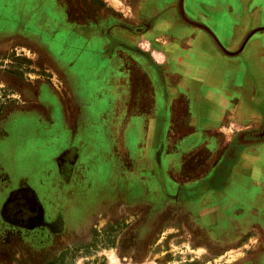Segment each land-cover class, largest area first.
<instances>
[{"label":"rangeland","instance_id":"374dc122","mask_svg":"<svg viewBox=\"0 0 264 264\" xmlns=\"http://www.w3.org/2000/svg\"><path fill=\"white\" fill-rule=\"evenodd\" d=\"M9 1L0 0V264H233L242 250L229 249L235 239L221 233L219 198H205L206 228L217 229L205 231L174 190L162 187L161 195L155 154L120 148L126 116L154 108L151 81L161 59L146 30L176 0H17L11 30ZM96 122L115 143L112 174L93 183L90 157L58 141ZM189 124L181 112L164 125L180 138ZM144 170L146 193L125 196L123 178L139 181ZM20 187L34 194L24 226L1 213ZM96 200L98 212L87 207Z\"/></svg>","mask_w":264,"mask_h":264},{"label":"crops","instance_id":"0c3cea01","mask_svg":"<svg viewBox=\"0 0 264 264\" xmlns=\"http://www.w3.org/2000/svg\"><path fill=\"white\" fill-rule=\"evenodd\" d=\"M14 1H9L12 14L5 21L9 30L16 26L13 4L18 2ZM182 7L187 20L174 13L146 30L153 33L148 43H155L161 59L151 81L154 108L140 107L139 114L126 116L120 148L136 150L138 157L155 154L161 169L156 168L154 178L167 180L160 190L203 191L202 204H194L204 206L205 198L217 196L225 209L224 230L235 239L231 245L251 247L234 264H264V0H183ZM179 112L188 115L190 126L176 138L164 124ZM147 118L157 122L148 123ZM96 123L91 129L80 127L77 133L69 130L74 137L62 133L58 141L66 149L74 143L80 157H90L95 181L112 174L108 151L115 143L114 132ZM250 132L261 140L239 141L240 135ZM234 140L235 156L225 184L208 187ZM200 151L202 161L195 163ZM190 163L193 170L183 172V165ZM74 174L78 176L77 171ZM139 174V181L123 178L125 196L130 183L135 191L142 190L146 171Z\"/></svg>","mask_w":264,"mask_h":264},{"label":"flooded vegetation","instance_id":"af4514ba","mask_svg":"<svg viewBox=\"0 0 264 264\" xmlns=\"http://www.w3.org/2000/svg\"><path fill=\"white\" fill-rule=\"evenodd\" d=\"M172 1H174V0H171V2ZM165 10H166L168 16H170V15H172V14L175 13L176 16L181 17L180 14H179V12H178V0H176V4L172 2L171 3V6L168 7L167 9H165ZM167 15H165L162 19H158L156 21V23H154V24H157L159 22V20L168 19V16ZM154 24L152 26H149L148 29H150V27H153ZM147 37H149V36H147ZM180 113L181 112H179V114ZM189 126H190V124H189ZM188 130H189V127H188ZM252 134H254V132H250L248 134H242V135H240V140L239 141L242 142V143H246L248 141L261 140V139H255V137H252V136H254ZM235 141L236 140H234V142L232 143V148L224 156L225 158L221 159L220 160L221 162L217 165L216 172L214 174V177H213L212 181H209L210 183L208 184V187L213 188V189H217V188L222 187L225 184L226 179L229 176V173L231 171V166L233 164V159H234V156H235L234 155V149H235L234 147L237 146L235 144ZM194 161L197 163L199 160L195 159ZM191 166H193L192 163L188 164L187 167H191ZM187 167H185V168H187ZM154 180H155V178H154ZM158 181H156V183H158V186H159L158 188L160 190V185L163 186L164 181H163V179H158ZM94 182H96V181L94 180L93 183ZM183 182L185 183V181H183ZM142 183H145V181H142ZM184 183H180V184H184ZM180 184L178 186H181ZM164 185H165V183H164ZM143 190H144V193H142ZM173 190L174 191L172 192V197L176 198L178 201H182L183 202L184 206H186V208H187L186 209L187 210V213L194 214V215H199L198 216V219L201 221V225L200 226H202V229L203 230H205V231L206 230H209V231L210 230H214V231L216 230L217 231V229H215L214 227H211L209 224H208L209 227L206 228V224L207 223H211L212 221H209V220H205L204 219V215L208 211L205 210L207 207H205L204 205H201L202 204L201 200H202L203 191H200V190H197L195 192L189 191V190H184L183 191V190H177V188L176 189H173ZM145 193H146V189H144V187H142V190L141 191H139V192L134 191L133 192V190H131L130 193L128 195H126V196H130V197H134V198L135 197L140 198V197H143V195ZM160 193H161V195L164 194L162 190H160ZM101 195L106 198L110 194H108L106 192H102ZM80 196H81L82 201H83V196L82 195H80ZM91 200L94 201V196H92V199ZM91 200H85L84 202L85 203H88ZM33 201H34V194L32 193V191L29 190V189H27L26 187H20L19 189H17L16 194L14 196L10 197V200H7L5 202L4 206L5 207H8V209L7 208L6 209H1V213L3 211H7L8 210V213L9 214L8 215H5L6 220H8L9 222H11L13 224H17V225L24 226V224L26 223V220L28 221V219L30 217H32L33 212H32V207L30 205H31V203ZM196 202H200L201 204H198V205L196 204L195 205L194 203H196ZM218 202H219V200H218ZM97 204L98 203H97V200H96L94 202V204L88 205L87 207H90V206H93L94 205L93 208L96 209L97 208ZM220 205H221V208H219V210H218V212H220L219 213L220 221H224L223 210H225V209H224L222 203ZM201 207L204 209L203 212L201 210L202 209ZM82 208H86V207H82ZM93 208H92V210H93ZM231 212H233V210ZM82 216L79 215V216L73 217V219L78 220ZM214 226H216V225H214ZM1 229H2V227H0V230ZM221 233H223V235L228 236V232H226L225 230L222 231ZM220 239H221V234H220V231H218V238L217 239H213V241L220 240ZM208 243H209V241H208ZM229 245L230 246H233V247H231L229 249L238 250V251L240 249L242 250L241 251L242 252L241 255L238 256L234 260V263H235V261H237V259L239 257H241L242 255H246V252L249 251V250H251V247L248 246V245H247L248 248L244 247L245 245L240 246V247L239 246L238 247H235L234 245H231V244H229Z\"/></svg>","mask_w":264,"mask_h":264},{"label":"water","instance_id":"95a60500","mask_svg":"<svg viewBox=\"0 0 264 264\" xmlns=\"http://www.w3.org/2000/svg\"><path fill=\"white\" fill-rule=\"evenodd\" d=\"M182 5H183V0H178V12H179V14H180V16H181V18L183 19V20H187V18L185 17V15H184V12H183V7H182ZM215 41L217 42V44L219 45V47L223 50V51H226L223 47H222V45L218 42V40L215 38ZM227 52V51H226ZM228 53V52H227Z\"/></svg>","mask_w":264,"mask_h":264}]
</instances>
